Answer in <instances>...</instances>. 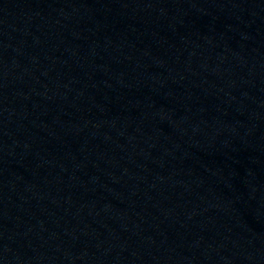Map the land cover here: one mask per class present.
Returning <instances> with one entry per match:
<instances>
[{
  "label": "water",
  "instance_id": "95a60500",
  "mask_svg": "<svg viewBox=\"0 0 264 264\" xmlns=\"http://www.w3.org/2000/svg\"><path fill=\"white\" fill-rule=\"evenodd\" d=\"M0 264H264V0H0Z\"/></svg>",
  "mask_w": 264,
  "mask_h": 264
}]
</instances>
